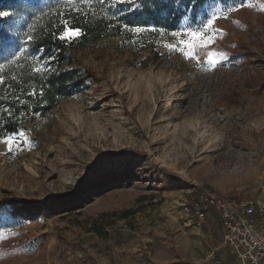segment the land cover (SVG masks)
<instances>
[{
    "label": "rangeland",
    "instance_id": "1",
    "mask_svg": "<svg viewBox=\"0 0 264 264\" xmlns=\"http://www.w3.org/2000/svg\"><path fill=\"white\" fill-rule=\"evenodd\" d=\"M213 14L222 34L198 61L165 47ZM150 29L75 43L61 68L79 86L0 138V201L37 205L0 202V241H19L0 264H237L217 219L198 226L189 207L204 190L264 201V0L206 1ZM209 51L227 59L206 67Z\"/></svg>",
    "mask_w": 264,
    "mask_h": 264
},
{
    "label": "trees",
    "instance_id": "2",
    "mask_svg": "<svg viewBox=\"0 0 264 264\" xmlns=\"http://www.w3.org/2000/svg\"><path fill=\"white\" fill-rule=\"evenodd\" d=\"M206 1L210 0H130L120 13H114L101 0H92L91 6L68 5L65 0H0V12L9 13L0 17V75L4 77L0 84V138L18 132L34 114L45 117L79 86L75 73L61 68L66 58H74L75 43L87 45L121 35L136 24L152 23L156 30L168 33L183 17L194 18ZM61 13L70 26L82 29L80 38L65 42L57 38L65 22ZM34 68L40 70L34 72ZM0 202L14 205L18 213L37 206L34 200L18 197ZM130 214L125 211L122 216ZM91 220L93 230L101 233L98 219ZM18 244L0 241V262Z\"/></svg>",
    "mask_w": 264,
    "mask_h": 264
},
{
    "label": "built area",
    "instance_id": "3",
    "mask_svg": "<svg viewBox=\"0 0 264 264\" xmlns=\"http://www.w3.org/2000/svg\"><path fill=\"white\" fill-rule=\"evenodd\" d=\"M201 226L213 212L223 231V245L237 264H264V201L200 192L189 207Z\"/></svg>",
    "mask_w": 264,
    "mask_h": 264
},
{
    "label": "snow or ice",
    "instance_id": "4",
    "mask_svg": "<svg viewBox=\"0 0 264 264\" xmlns=\"http://www.w3.org/2000/svg\"><path fill=\"white\" fill-rule=\"evenodd\" d=\"M66 4H78V5H89L91 6L92 0H65ZM241 5H243V0H241ZM74 11H80L79 8L72 9ZM87 15V13H84ZM9 13L7 12H0V17L8 16ZM61 18L65 21L63 30L60 31L58 35V39L62 42L71 41L74 39H78L82 35V29L80 27H72L68 24L67 20L65 19V14L61 13ZM218 18L217 14H213V16L206 20L205 23L201 25L200 28L197 29H186L183 32H173L171 33L172 36L178 37V41L173 44H165V47L168 48L170 51H177L179 52L184 59L198 61V55L196 54L197 48H208L210 47L216 40L217 36L221 35L222 33L214 28V21ZM133 31L139 33L144 31L141 28H135ZM150 31H157L156 29H150ZM161 34H164L163 30H160ZM31 39V38H29ZM23 54V52L21 53ZM19 59V57H17ZM221 59H227L225 53H217L209 51L207 52V60H205L204 66L206 67H216ZM3 66H0L2 69ZM40 69L34 68L33 71L37 72ZM4 83L3 75H0V84ZM8 144L13 143L11 138L5 141Z\"/></svg>",
    "mask_w": 264,
    "mask_h": 264
},
{
    "label": "crops",
    "instance_id": "5",
    "mask_svg": "<svg viewBox=\"0 0 264 264\" xmlns=\"http://www.w3.org/2000/svg\"><path fill=\"white\" fill-rule=\"evenodd\" d=\"M209 214H212V216H214V217L217 219V221L219 222L218 217H217L216 214L213 213V212L208 213L207 219H208V217H209ZM207 219H206V221H207ZM219 225H220V224H219ZM221 230H222V229H221ZM222 234H223V231H222ZM229 252H230V251H229ZM230 255H231V257L234 259L233 255H232L231 253H230ZM234 260H235V259H234ZM222 264H226V261H223Z\"/></svg>",
    "mask_w": 264,
    "mask_h": 264
}]
</instances>
